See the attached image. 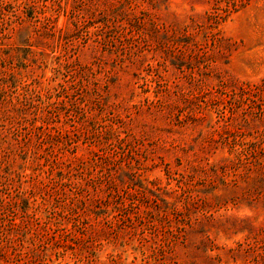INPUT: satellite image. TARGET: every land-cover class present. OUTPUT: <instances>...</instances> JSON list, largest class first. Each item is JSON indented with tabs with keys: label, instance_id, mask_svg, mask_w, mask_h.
Masks as SVG:
<instances>
[{
	"label": "rangeland",
	"instance_id": "374dc122",
	"mask_svg": "<svg viewBox=\"0 0 264 264\" xmlns=\"http://www.w3.org/2000/svg\"><path fill=\"white\" fill-rule=\"evenodd\" d=\"M0 264H264V0H0Z\"/></svg>",
	"mask_w": 264,
	"mask_h": 264
}]
</instances>
